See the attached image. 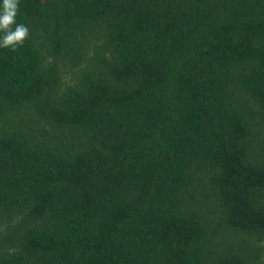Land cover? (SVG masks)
<instances>
[{
	"label": "trees",
	"instance_id": "trees-1",
	"mask_svg": "<svg viewBox=\"0 0 264 264\" xmlns=\"http://www.w3.org/2000/svg\"><path fill=\"white\" fill-rule=\"evenodd\" d=\"M16 22L0 264H264V0H20Z\"/></svg>",
	"mask_w": 264,
	"mask_h": 264
},
{
	"label": "clouds",
	"instance_id": "clouds-1",
	"mask_svg": "<svg viewBox=\"0 0 264 264\" xmlns=\"http://www.w3.org/2000/svg\"><path fill=\"white\" fill-rule=\"evenodd\" d=\"M20 0H2L0 2V48L22 46L29 37L27 25L16 22Z\"/></svg>",
	"mask_w": 264,
	"mask_h": 264
}]
</instances>
